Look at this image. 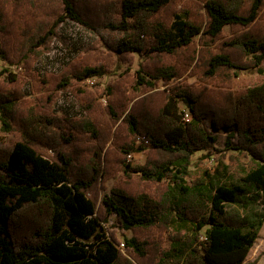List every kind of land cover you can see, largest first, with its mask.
Wrapping results in <instances>:
<instances>
[{
	"label": "trees",
	"instance_id": "obj_1",
	"mask_svg": "<svg viewBox=\"0 0 264 264\" xmlns=\"http://www.w3.org/2000/svg\"><path fill=\"white\" fill-rule=\"evenodd\" d=\"M192 2L170 13L174 0H0L4 59L12 44L42 58L67 20L118 34L109 43L121 54L181 57L137 71V86L154 90L163 80L169 87L156 108L148 105L152 95L133 105L124 117L127 139L113 148L126 176L137 171L149 190L115 186L100 206L96 194L112 150L103 157L108 137L101 138L95 122L55 115L54 92L35 104L19 91L0 93L2 130L16 135L0 140V264H248L264 226V83L244 91L231 86L235 71L264 73V0H203L205 24ZM226 26L234 35L209 47ZM197 40L205 46L198 62L203 85L180 79L197 59ZM100 71L85 66L74 77ZM9 77L18 80L13 72ZM70 80L38 77L46 89H64ZM213 82L219 87L208 86ZM177 99L187 101L191 120H184L187 111L176 114ZM109 110L118 115L115 104ZM211 111L213 129L229 132L226 148L245 153L250 164L235 172L221 163L190 180L194 156L220 150L203 123ZM134 136L148 150L135 167L125 159L135 149ZM112 216L134 232L123 243L108 232ZM175 220L192 231L172 229Z\"/></svg>",
	"mask_w": 264,
	"mask_h": 264
},
{
	"label": "rangeland",
	"instance_id": "obj_2",
	"mask_svg": "<svg viewBox=\"0 0 264 264\" xmlns=\"http://www.w3.org/2000/svg\"><path fill=\"white\" fill-rule=\"evenodd\" d=\"M186 0H174L173 5L166 9L167 12L183 11ZM190 3L193 12L196 16L202 14L197 19L204 20L206 23L205 9L202 7L203 0H193ZM234 35V29L231 26H226L224 34L216 44L209 47H216L222 40ZM118 36L116 33H110L105 29H99V33L92 32L81 24L72 20H67L59 27V36L53 40L51 50L48 54L39 59L27 56L25 44L10 45L9 56L5 63L11 67L13 73L18 76L16 82H11L10 72L4 71L0 75V93L8 91H19L22 95V100H27L31 104H35L41 95L48 92L56 94L51 109L61 118L84 119L90 118L97 125L101 138L108 137V141L103 150V157L109 153L110 169L108 176L101 178L98 188V206L101 205L102 198L106 194H111L112 188L115 186L126 185L133 190L146 189L149 187L139 180V173L135 171L133 176L129 178L120 168L117 158L118 153L113 150L116 141L123 142L127 139L126 125L124 117L132 109L133 105L141 102L144 97L151 96L149 104L156 108L162 98V92L168 88L163 80L157 82L154 90H147L143 86H137V71L142 68L148 69L152 65L162 61L169 63L179 61L181 57H153L149 58L146 55L138 53H119L114 48V39ZM205 47L200 44L199 40L196 43L197 59L193 62L191 68L183 73L180 79L189 84L203 85L206 84L202 79V69L198 67L201 50ZM153 59V60H152ZM85 66H96L101 69V73L89 78L80 80L74 75ZM6 68V67H5ZM7 69V68H6ZM236 75L232 79V89L236 91H244L250 87L261 85L264 83V73L258 70H240L235 71ZM44 73L51 74L53 80L56 81L63 74L70 76V85L64 89L48 88L40 84L38 77ZM217 83H221L218 79ZM216 82L209 83L208 86L219 87ZM110 89L114 90V95ZM176 114L187 111L192 119V113L189 111L187 101L177 99ZM115 104L118 115H112L109 110V105ZM2 107L0 105V140L5 143L16 138L15 133L5 132L2 130L1 121ZM214 113L211 111L204 119L203 123L208 132L217 135V146L220 149L215 153L209 154L207 151L198 152L193 158L191 167V179L201 176L206 169L210 172L216 170L221 163L230 166V170L239 171L242 166L250 164V157L245 153H240L235 149L226 148V139L229 132L225 130H215L212 127V117ZM136 140L135 149L126 154V161L135 167L143 164L148 156L147 149L139 148V137L134 136ZM237 136L232 138L233 146L237 145ZM128 162V161H127ZM109 234H114L124 242L125 237H131L134 232L125 230L119 226L115 216L109 219L106 223ZM172 229L183 230L185 232L192 231V225L181 223L175 220L172 224ZM121 246V244H120ZM124 250L123 246H121ZM246 262L248 264H264V226L258 236V239L251 249Z\"/></svg>",
	"mask_w": 264,
	"mask_h": 264
},
{
	"label": "built area",
	"instance_id": "obj_3",
	"mask_svg": "<svg viewBox=\"0 0 264 264\" xmlns=\"http://www.w3.org/2000/svg\"><path fill=\"white\" fill-rule=\"evenodd\" d=\"M4 71L12 72L11 67L5 63V60L3 58L0 57V73H3ZM184 120L185 121H189L190 120L189 113L185 114Z\"/></svg>",
	"mask_w": 264,
	"mask_h": 264
}]
</instances>
